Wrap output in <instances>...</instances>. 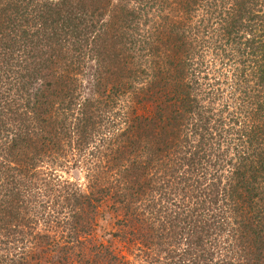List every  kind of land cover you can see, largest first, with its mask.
<instances>
[{
	"label": "trees",
	"instance_id": "1",
	"mask_svg": "<svg viewBox=\"0 0 264 264\" xmlns=\"http://www.w3.org/2000/svg\"><path fill=\"white\" fill-rule=\"evenodd\" d=\"M0 264H264V0H0Z\"/></svg>",
	"mask_w": 264,
	"mask_h": 264
},
{
	"label": "rangeland",
	"instance_id": "2",
	"mask_svg": "<svg viewBox=\"0 0 264 264\" xmlns=\"http://www.w3.org/2000/svg\"><path fill=\"white\" fill-rule=\"evenodd\" d=\"M89 80H90V78L88 80H86V82H85L86 86H87L85 92H87V94H89V91H88L89 87H90V81ZM67 168H68V166H66V168L60 169V171L58 173L63 178V180L64 179L66 180L68 178H72V179L77 178L78 180H80L79 183H81V184L84 183V172L81 174H79V173L75 174L76 170L71 171V169L68 170ZM104 228H106V227H103L102 230H99V235L101 237H103V240L104 239L108 240L109 238L106 235H104V233H105ZM122 251L126 252L125 249H122Z\"/></svg>",
	"mask_w": 264,
	"mask_h": 264
}]
</instances>
